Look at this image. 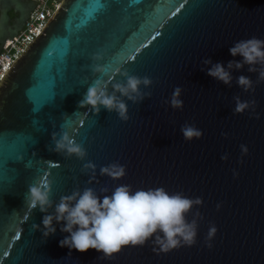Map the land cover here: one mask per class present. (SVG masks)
<instances>
[{
    "label": "water",
    "instance_id": "1",
    "mask_svg": "<svg viewBox=\"0 0 264 264\" xmlns=\"http://www.w3.org/2000/svg\"><path fill=\"white\" fill-rule=\"evenodd\" d=\"M34 5L0 0V47ZM252 36L264 39V0H61L0 78V264H264V82L255 92L236 84L240 75L256 80L248 65L231 70V87L201 70L205 57L225 67L241 60L229 48ZM97 52L102 59L94 61ZM96 63L103 72H92ZM124 70L153 81L141 86L150 97L138 103L125 98L127 121L103 107L94 113L79 106L95 79L122 80ZM176 86L182 88V109L164 102ZM236 94L256 100L259 119L247 110L233 115ZM185 122L201 129L202 137L185 141ZM61 125L86 149L84 159L49 151L51 133ZM240 144L248 147L243 157ZM224 153L226 161L220 159ZM89 161L98 183H86ZM113 161L126 166V175H99ZM39 178L52 180L54 202L84 187L98 194L107 187L102 195H111L119 184L201 197L203 203L187 214L189 221L197 209L202 215L196 243L160 254L147 243L127 245L110 259L92 248L61 247L69 235L60 231L63 221L46 238L32 229L42 227L45 213L30 211L25 194ZM212 224L217 231L209 248Z\"/></svg>",
    "mask_w": 264,
    "mask_h": 264
},
{
    "label": "clouds",
    "instance_id": "2",
    "mask_svg": "<svg viewBox=\"0 0 264 264\" xmlns=\"http://www.w3.org/2000/svg\"><path fill=\"white\" fill-rule=\"evenodd\" d=\"M230 54L242 59L230 60L225 67L221 62L213 63L211 58L201 59L202 71L214 79L231 87L233 76L232 69H241L248 65V72L257 73L254 81L248 76L236 77V84L244 92H255V85L264 82V39L252 36L248 39H240L229 48ZM94 61L102 59V53L97 52L92 56ZM210 67H204L208 66ZM93 73L104 71L102 64L96 63L91 66ZM122 80L95 79L83 94L79 106H90L94 113H98L103 107L109 112H115L121 121L129 119L128 106L125 98L133 103L143 101L151 96L150 91H142L141 86L148 88L152 79L148 76L129 74L127 70L120 73ZM87 79H85V82ZM182 88L176 86L170 100L164 101L173 109H182L183 101L180 99ZM233 115L240 114L246 110L250 116L259 119L260 113L256 111L257 102L255 99L242 100L236 94L233 95ZM180 132L185 141L194 138L200 139L203 131L194 123L185 122L180 127ZM227 137V132H221ZM51 145L49 151L62 154L65 157L75 156L84 159L86 149L82 144L76 142L68 131L61 125L60 131L51 133ZM241 157L247 155L248 147L240 144ZM220 159L226 161L228 153L221 155ZM243 163V160H238ZM84 169L89 170V179L86 183L93 181L98 183L96 165L91 161L84 164ZM233 178L238 172L232 170ZM99 175L112 178L113 180L126 175V166L118 161H113L106 166L99 168ZM51 179L39 178L35 183L28 186L25 194V204L32 211L39 208L45 215L42 217L41 225H32L33 230H40L43 238L54 234L56 224L61 221V232L69 235L59 241L61 247H68L83 252L89 248L95 249L106 259L113 257V254L120 252L123 246H145L149 244L157 254L168 253L182 246H192L196 243L197 220L202 218L197 209L193 212V218L189 221L187 214L194 206L203 203L201 197L190 198L183 192L169 193L164 187L138 188L133 190L131 185L119 184L111 192L107 193V187H101L99 193L92 187L73 189L71 194L61 195L58 202L51 199ZM221 207L220 203L216 208ZM49 209H53L49 213ZM55 222V223H54ZM217 228L214 224L210 226L206 238V246L211 248V239L214 237ZM69 255L71 253L69 252Z\"/></svg>",
    "mask_w": 264,
    "mask_h": 264
},
{
    "label": "built area",
    "instance_id": "3",
    "mask_svg": "<svg viewBox=\"0 0 264 264\" xmlns=\"http://www.w3.org/2000/svg\"><path fill=\"white\" fill-rule=\"evenodd\" d=\"M60 2L61 0H36L35 6L15 36L10 40L4 39L0 47V78L26 44L37 35Z\"/></svg>",
    "mask_w": 264,
    "mask_h": 264
},
{
    "label": "flooded vegetation",
    "instance_id": "4",
    "mask_svg": "<svg viewBox=\"0 0 264 264\" xmlns=\"http://www.w3.org/2000/svg\"><path fill=\"white\" fill-rule=\"evenodd\" d=\"M31 1H33L34 3H36V0H31ZM35 6V5H34ZM28 17V16H27ZM26 20V19H25ZM3 41H4V39H3ZM3 43V42H2Z\"/></svg>",
    "mask_w": 264,
    "mask_h": 264
}]
</instances>
